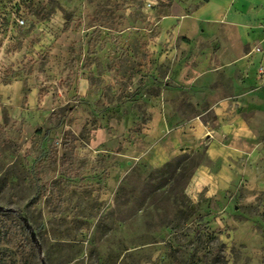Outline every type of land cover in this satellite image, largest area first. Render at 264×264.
I'll return each instance as SVG.
<instances>
[{
    "label": "rangeland",
    "instance_id": "1",
    "mask_svg": "<svg viewBox=\"0 0 264 264\" xmlns=\"http://www.w3.org/2000/svg\"><path fill=\"white\" fill-rule=\"evenodd\" d=\"M171 1L0 0V264H264V147L146 132L215 127L157 65Z\"/></svg>",
    "mask_w": 264,
    "mask_h": 264
},
{
    "label": "crops",
    "instance_id": "2",
    "mask_svg": "<svg viewBox=\"0 0 264 264\" xmlns=\"http://www.w3.org/2000/svg\"><path fill=\"white\" fill-rule=\"evenodd\" d=\"M169 9L157 29L162 42L152 47L157 65L194 104L206 99L215 127L203 113L169 129V121L154 113L146 132L166 131L164 157L204 136L214 140L218 164L223 155L253 156L264 147V0H172ZM81 88H87L84 80ZM106 139L98 129L93 145L101 147ZM198 180L203 188L215 187Z\"/></svg>",
    "mask_w": 264,
    "mask_h": 264
},
{
    "label": "trees",
    "instance_id": "3",
    "mask_svg": "<svg viewBox=\"0 0 264 264\" xmlns=\"http://www.w3.org/2000/svg\"><path fill=\"white\" fill-rule=\"evenodd\" d=\"M4 213H7V212H9V211H3Z\"/></svg>",
    "mask_w": 264,
    "mask_h": 264
},
{
    "label": "water",
    "instance_id": "4",
    "mask_svg": "<svg viewBox=\"0 0 264 264\" xmlns=\"http://www.w3.org/2000/svg\"><path fill=\"white\" fill-rule=\"evenodd\" d=\"M0 211H2V209H0ZM4 211H8V210H4Z\"/></svg>",
    "mask_w": 264,
    "mask_h": 264
}]
</instances>
